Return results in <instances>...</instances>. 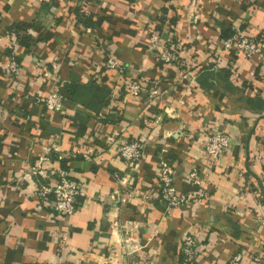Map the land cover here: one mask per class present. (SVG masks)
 I'll return each mask as SVG.
<instances>
[{"label": "crops", "instance_id": "0c3cea01", "mask_svg": "<svg viewBox=\"0 0 264 264\" xmlns=\"http://www.w3.org/2000/svg\"><path fill=\"white\" fill-rule=\"evenodd\" d=\"M233 23L264 36V0H0V264H182L189 234V264H230L237 253L264 264V55L223 50ZM153 26L172 32L178 63L149 51ZM54 75L63 111L37 101ZM136 78L163 93L127 94ZM213 127L231 145L208 165L201 145ZM123 138L143 141L134 168L116 155ZM161 156L178 193L205 195L167 207ZM60 160L87 193L70 216L32 193L36 179L55 182Z\"/></svg>", "mask_w": 264, "mask_h": 264}, {"label": "built area", "instance_id": "2783aa9c", "mask_svg": "<svg viewBox=\"0 0 264 264\" xmlns=\"http://www.w3.org/2000/svg\"><path fill=\"white\" fill-rule=\"evenodd\" d=\"M231 28L233 31L232 34L223 40V50L234 46L247 55H264V36L251 38L242 33L237 23H233ZM148 33L147 46L149 51L158 60L167 65L178 63L177 54L179 47L173 38L172 32H168L164 36L162 31L157 30L153 26L149 28ZM105 64L109 68L120 67V64L112 56H108ZM6 66L10 74L16 76L19 73V63L13 55H10ZM58 80L59 78L55 75L51 77L48 91L42 96H37V101H40L50 111L64 110L65 102L59 85L56 83ZM125 88L126 93L134 97L145 94L149 102L163 93L154 81L147 82L143 78L130 79L125 83ZM230 145L231 133L217 127L209 129L201 145L204 161L208 165L216 164ZM115 150L117 157L134 168L143 156V141L141 139L128 140L123 138L119 140ZM83 155L87 156L88 153L84 152ZM55 174L56 180L54 183H43L38 181V179L33 181L32 193L42 204L50 205L58 215L70 216L76 210L79 200L86 197V189L78 180L70 175L67 169L58 168ZM189 178L197 185H200V179L196 169L190 171ZM157 179L160 198L166 202L167 207H177L189 199L205 195L201 187L187 194L178 193L174 186V168L166 156L158 158ZM180 250L183 255V261L181 263L189 264L197 254L196 237L191 234L185 236ZM240 263V253L235 254L230 259V264Z\"/></svg>", "mask_w": 264, "mask_h": 264}, {"label": "trees", "instance_id": "16d2710c", "mask_svg": "<svg viewBox=\"0 0 264 264\" xmlns=\"http://www.w3.org/2000/svg\"><path fill=\"white\" fill-rule=\"evenodd\" d=\"M232 30L230 29L225 35H231L232 34ZM17 41L25 46H27L29 44V38H27L25 35L22 36V35H17ZM226 37V36H225ZM76 85H69L68 89L71 93L74 92V89H75ZM61 162V167H63L64 169H66V166L64 165V162L62 160H60ZM180 261H181V258H180Z\"/></svg>", "mask_w": 264, "mask_h": 264}]
</instances>
